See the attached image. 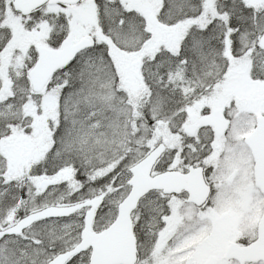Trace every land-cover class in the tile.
<instances>
[{
	"label": "snow or ice",
	"instance_id": "snow-or-ice-1",
	"mask_svg": "<svg viewBox=\"0 0 264 264\" xmlns=\"http://www.w3.org/2000/svg\"><path fill=\"white\" fill-rule=\"evenodd\" d=\"M0 264H264V0H0Z\"/></svg>",
	"mask_w": 264,
	"mask_h": 264
}]
</instances>
